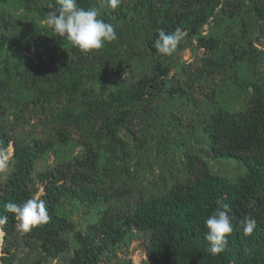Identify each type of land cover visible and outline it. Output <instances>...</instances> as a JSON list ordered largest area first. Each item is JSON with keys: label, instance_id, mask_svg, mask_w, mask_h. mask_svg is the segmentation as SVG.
Wrapping results in <instances>:
<instances>
[{"label": "rangeland", "instance_id": "rangeland-1", "mask_svg": "<svg viewBox=\"0 0 264 264\" xmlns=\"http://www.w3.org/2000/svg\"><path fill=\"white\" fill-rule=\"evenodd\" d=\"M254 1L143 0L139 7L137 0H121L130 8L124 9L126 21L109 22L117 34L115 41L83 53L66 40L55 61L0 44V82L6 88L1 123L10 142H53L35 164L39 175L58 163L84 158L92 148L98 156V172L89 173L88 184L107 196L91 209L63 204L59 212L70 222L63 234L69 248L47 264L66 263L78 247L72 239L75 232L86 231L105 208L123 214L137 198L164 194L184 174L187 153L203 160L211 174L223 180L235 182L243 174L235 161L208 153L202 126L217 109L239 111L245 106L249 91L242 85L252 82L264 89V18L252 12ZM53 8L52 0H0V37H19L23 45L43 43L54 33L46 23ZM148 10L166 15L185 34L171 55L147 52ZM203 36L218 38L219 46L208 50L199 45ZM245 40L253 44L257 59L235 66L224 61L226 47ZM156 66L169 68L168 80L177 94L109 101V94H127L141 77L156 75ZM120 110L129 114L117 125L114 117ZM11 143L0 160L2 172L12 154ZM37 187L38 196L42 187L39 183ZM145 246L143 235L128 233L100 264H140L146 259ZM31 248L28 260L41 257L36 245Z\"/></svg>", "mask_w": 264, "mask_h": 264}, {"label": "trees", "instance_id": "trees-1", "mask_svg": "<svg viewBox=\"0 0 264 264\" xmlns=\"http://www.w3.org/2000/svg\"><path fill=\"white\" fill-rule=\"evenodd\" d=\"M142 2L137 0L138 4L132 6L137 4L140 7ZM52 3L55 7L57 0H52ZM77 4L85 9L98 8L100 18L108 23L126 21L124 9L130 8V4H120L115 9L103 10L102 0H77ZM252 12L264 18V0H255ZM147 19L151 30L146 50L153 55L160 54L154 47L158 31L173 32L177 24L166 15L150 10ZM197 42L208 50L217 48L220 43L218 38L204 36ZM65 43L66 39L55 33L41 44L30 45H23L19 37H0L1 46L12 50L24 49L32 56L50 61L60 57ZM256 53L250 41L236 42L226 47L224 61L231 66L241 61L253 63L257 59ZM155 71L157 74L154 76L138 79L127 94H109V101L116 103L126 98L139 101L146 95L158 98L177 94L178 90L168 80L169 68L156 66ZM242 87L249 93L241 110L217 109L208 115L202 126L208 153L215 159L233 160L243 168V174L235 182L211 174L203 160L187 153L184 156V174L176 178L164 194L137 198L123 214L105 208L86 231L75 232L72 239L78 247L63 264H100L104 255L109 258L114 248L133 232L143 235L146 241V259L140 264H264V89L252 82ZM5 89L0 82V160L11 143L1 123ZM128 114L126 110L118 111L114 122L123 124ZM110 133L122 146L116 135L112 131ZM52 146V141L39 139L15 141L10 145L12 154L6 170L0 171V215L8 217L7 223L0 225L3 234L0 264H47L46 260L59 259L69 248L63 234L70 229V222L59 212L63 204L68 202L91 209L100 203L101 198H107L88 184L91 174L98 172V156L90 147L84 158L58 163L46 174H37L36 162ZM77 168L82 170L81 174ZM38 183L42 194L37 196ZM31 198L44 201L49 220L22 233L17 228L18 220L5 206L9 202L22 204ZM219 200L231 208L233 232L228 236L225 251L213 256L207 251L204 238L207 229L204 225L208 216L217 209ZM248 217L257 221V227L246 236L243 227ZM33 245L41 257L30 261L27 257L31 255Z\"/></svg>", "mask_w": 264, "mask_h": 264}, {"label": "clouds", "instance_id": "clouds-1", "mask_svg": "<svg viewBox=\"0 0 264 264\" xmlns=\"http://www.w3.org/2000/svg\"><path fill=\"white\" fill-rule=\"evenodd\" d=\"M121 0H102L105 6L115 9ZM101 11L96 7L85 9L78 6L77 0H57L53 11L47 14L46 23L54 33L65 38L74 48L83 53L99 50L106 42L117 39L114 26L100 18ZM185 34L179 29L169 33L160 29L154 47L161 55H171ZM218 207L205 220V240L207 251L216 256L225 251L228 236L233 232L231 222V208L223 200L217 201ZM8 212L13 213L18 220L17 228L22 233L30 231L33 227L42 225L49 220L45 203L39 198H31L22 204L9 202L6 206ZM8 217L0 215V225L6 224ZM257 227L254 218H245L243 232L251 235Z\"/></svg>", "mask_w": 264, "mask_h": 264}, {"label": "water", "instance_id": "water-1", "mask_svg": "<svg viewBox=\"0 0 264 264\" xmlns=\"http://www.w3.org/2000/svg\"><path fill=\"white\" fill-rule=\"evenodd\" d=\"M12 150H13V148H12ZM0 240H1V243H2V231H1V229H0Z\"/></svg>", "mask_w": 264, "mask_h": 264}, {"label": "bare ground", "instance_id": "bare-ground-1", "mask_svg": "<svg viewBox=\"0 0 264 264\" xmlns=\"http://www.w3.org/2000/svg\"><path fill=\"white\" fill-rule=\"evenodd\" d=\"M0 244H1V240H0Z\"/></svg>", "mask_w": 264, "mask_h": 264}]
</instances>
